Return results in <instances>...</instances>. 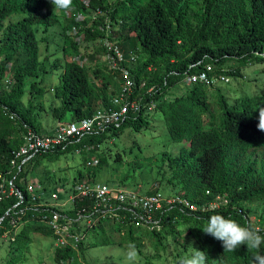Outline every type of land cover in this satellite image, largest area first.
<instances>
[{"label": "trees", "instance_id": "trees-1", "mask_svg": "<svg viewBox=\"0 0 264 264\" xmlns=\"http://www.w3.org/2000/svg\"><path fill=\"white\" fill-rule=\"evenodd\" d=\"M71 7L82 15L97 8L109 11L118 25L120 45L123 48L131 46L138 57L137 67L133 70L137 84L133 98L139 102L140 111L131 112L119 129L87 137L83 144L94 145L96 150L107 138L118 136L128 128L138 132L147 129L152 116L160 111L170 140L181 145L177 154L166 155L168 170L164 172L168 175L167 181L179 185L183 198L199 208L195 212H182L179 207H174L164 214L159 231L137 227L131 224L129 216L119 222L101 220L94 230L100 227L102 235L106 236L104 230L109 223L112 230L121 232L120 244L123 241L135 244L141 252L139 240L134 237L136 233L150 235L158 247H165L162 238L168 234L180 236L178 227L187 224L196 248L207 255L206 264H252L255 255L264 254V244L258 250L241 245L229 252L225 251L221 241L202 229L208 217L222 214L242 226L253 225L264 236V224L260 227L253 224L246 206L264 202V132L257 128V109L264 106V92L230 102L216 87L212 96L215 106H212L211 94L207 93L210 88L196 84L187 95L172 101L166 99L169 90L181 84L187 74L197 73L208 64L214 65L215 72L225 69V75L235 78H241V71L249 64L264 65V0H116L115 4L109 0H72ZM59 19L50 0H0V174H11V153L22 144V123L43 131L36 112V97L48 90L39 87L36 81L46 70L40 60L37 27L48 30L56 26ZM84 34L90 41L102 36L98 23L86 28ZM231 62L237 65H230ZM55 68H60L59 61ZM63 69L59 84L53 88L60 101L54 114L60 122L67 116L71 117L70 122L92 117L99 108L109 106L117 93L115 89L113 96L109 92L113 89L112 73L105 66L90 71L70 61ZM90 72L93 79H90ZM8 79L13 82L10 86ZM28 79L34 80L33 92L25 104ZM142 82H146V86L140 90ZM151 87H156L153 94L148 93ZM152 100H156L158 106L150 113L146 109ZM11 113L18 118L13 120ZM73 148L56 150L35 160L55 158ZM85 154L88 155L87 169L79 171L75 181H96L109 161L107 157L99 156V160L93 162L92 152L81 155ZM117 158L120 159V155ZM40 163L36 162V166ZM29 165L25 170L31 173L34 165L31 170ZM215 203L217 207L204 209ZM83 204L77 201L75 206L79 209ZM6 209V204H0V219ZM2 234L3 230H0V238ZM29 243L28 223L16 240L10 242V248L16 247L21 254ZM106 243L109 242L92 247ZM83 248L81 245L80 250ZM14 251L10 249L11 254ZM72 253L56 249L55 258L59 264H70ZM21 255H11L0 264L24 262V255Z\"/></svg>", "mask_w": 264, "mask_h": 264}, {"label": "rangeland", "instance_id": "rangeland-1", "mask_svg": "<svg viewBox=\"0 0 264 264\" xmlns=\"http://www.w3.org/2000/svg\"><path fill=\"white\" fill-rule=\"evenodd\" d=\"M109 2L115 4L116 0H109ZM52 8L59 15V23L48 30L41 26L37 27L40 60L46 70L41 72L36 81L39 87L48 90L47 93L36 97V112L42 130H53L60 122L54 114V110L60 106V101L55 97L53 88L59 84L60 75L64 72L63 67L66 63L81 59L92 68L96 62L101 60L102 55L97 40L90 41L84 34V30L92 25L91 20L83 19L78 12V17H73L70 8L57 10L53 5ZM86 14L92 15L89 12ZM1 37L0 34V46ZM124 48L130 68L135 70L137 63L131 62L130 58L136 53L132 52L133 49L129 45H125ZM57 61L60 62L58 69L55 68ZM230 65L235 66L237 63L231 62ZM263 70L264 65L260 63L249 64L241 71V78L230 77L229 83L220 84L217 88L227 96L230 102L238 97L262 94L264 92ZM33 81V79H28L24 96L25 104L31 98ZM192 88L193 86L179 84L169 90L166 100L172 101L176 97L187 95ZM215 88L207 89V93L211 94L212 106H215L212 97ZM109 92L113 96L114 88ZM150 120L151 125L147 129L138 132L128 128L118 136L107 138L99 148L92 152L93 162L98 161L99 156H105L109 161L108 167L101 170L96 180L110 185L113 189L141 192L159 189L165 196L184 197L181 187L168 183V175L164 172L168 170L166 155L177 154L181 145L170 140L160 111ZM70 121L71 117L67 116L62 122L67 124ZM118 155L120 159L117 158ZM87 158L88 155L77 154L73 149L55 158L45 157L35 160L28 167L31 170L34 165L28 181L39 183L44 188L43 199H50L55 192L60 193L61 199H67L72 194L78 172H85L87 169L85 163ZM38 161H41L40 166H36ZM246 206L249 209L251 222L259 227L264 224V202L250 203ZM29 224L30 243L25 250L21 251L25 261L19 264H59L55 258V239L39 221H32ZM104 231L106 236L102 235L103 231L100 227L96 230H89L88 242L84 244L83 250L71 254L70 264H126L123 253L130 243L123 241L120 244L121 232L118 229L112 230L109 223L106 224ZM177 231L181 233L180 236L173 237L172 234H168L162 238L165 247H158L157 241L150 235L140 236L141 233H136L134 237L139 240L141 249V252L138 251L139 264H179L180 259L192 251V246L196 248L197 245L191 237L187 224L178 227ZM91 233L92 235H89ZM104 241L109 243L92 247ZM10 247L9 238L1 237L0 261L2 263H5L11 255H21L16 247ZM10 249L15 251L11 254ZM184 249H187V252Z\"/></svg>", "mask_w": 264, "mask_h": 264}, {"label": "built area", "instance_id": "built-area-1", "mask_svg": "<svg viewBox=\"0 0 264 264\" xmlns=\"http://www.w3.org/2000/svg\"><path fill=\"white\" fill-rule=\"evenodd\" d=\"M70 9L73 17L77 18L79 13L83 19L91 20L92 25L98 23V30L102 33L97 40L102 50L101 60L92 68L84 60L75 62L90 71L99 64L105 66L112 73V87L117 93L112 97L109 106L99 108L92 117L67 124L60 122L54 132L37 131L30 124L22 123V144L11 153V174H0V204L7 205L5 214L0 219V230H3L2 238L6 237L14 242L26 224L39 221L55 239L56 249L79 252L81 245L89 240V230H94L101 220L119 222L129 216L131 224L159 231L164 214L174 207H179L182 212H195L199 208L182 196H165L157 189L149 193L113 189L97 180L75 181L69 198L61 199L60 193L55 192L47 200L42 197L44 188L39 183H29L31 173L25 169L37 157L60 149L66 151L69 147H74L75 152L80 155L84 152L91 153L96 146L83 144L85 138L119 129L126 123L131 112L141 109L139 102L133 98L137 84L126 51L119 43L118 25L114 23L110 12L97 8L89 10L92 14L89 16L85 13L82 15L76 8ZM137 59L136 54L130 58L133 63H137ZM215 69L213 64H208L197 73L187 74L181 84H202L213 88L230 82L231 78L225 75V69L220 73L215 72ZM90 79H93L92 72ZM7 83L10 86L13 82L8 79ZM145 86L146 82H142L139 89L142 90ZM155 91L156 87H151L148 93L153 94ZM157 106L158 102L152 100L146 110L153 113ZM10 116L13 120L18 118L15 113ZM87 164L91 165L90 162ZM77 201L84 203L82 208H76ZM217 206L216 203L210 204L204 209Z\"/></svg>", "mask_w": 264, "mask_h": 264}, {"label": "clouds", "instance_id": "clouds-1", "mask_svg": "<svg viewBox=\"0 0 264 264\" xmlns=\"http://www.w3.org/2000/svg\"><path fill=\"white\" fill-rule=\"evenodd\" d=\"M54 9L67 10L71 7L72 0H50ZM258 130L264 132V106L258 107ZM204 233L211 235L222 242L225 251L234 252L241 245L248 249H260L264 244V236L258 228L249 224L242 226L236 220L222 214H213L207 218L202 229ZM194 243V242H193ZM126 264H139L138 250L135 244H129L123 253ZM207 255L192 246V251L183 256L179 264H206ZM252 264H264V254H257L252 258Z\"/></svg>", "mask_w": 264, "mask_h": 264}, {"label": "crops", "instance_id": "crops-1", "mask_svg": "<svg viewBox=\"0 0 264 264\" xmlns=\"http://www.w3.org/2000/svg\"><path fill=\"white\" fill-rule=\"evenodd\" d=\"M60 123V122H59ZM58 123V124H59ZM63 123V122H62ZM57 127V126H56ZM56 127L53 129V130H43V131H47V132H54L55 131V129H56Z\"/></svg>", "mask_w": 264, "mask_h": 264}]
</instances>
